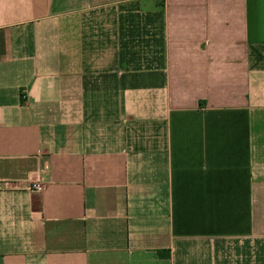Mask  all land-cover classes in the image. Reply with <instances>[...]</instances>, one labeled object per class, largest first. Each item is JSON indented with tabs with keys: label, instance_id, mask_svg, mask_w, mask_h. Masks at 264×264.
I'll use <instances>...</instances> for the list:
<instances>
[{
	"label": "crops",
	"instance_id": "0c3cea01",
	"mask_svg": "<svg viewBox=\"0 0 264 264\" xmlns=\"http://www.w3.org/2000/svg\"><path fill=\"white\" fill-rule=\"evenodd\" d=\"M0 264H264V0H0Z\"/></svg>",
	"mask_w": 264,
	"mask_h": 264
},
{
	"label": "built area",
	"instance_id": "2783aa9c",
	"mask_svg": "<svg viewBox=\"0 0 264 264\" xmlns=\"http://www.w3.org/2000/svg\"><path fill=\"white\" fill-rule=\"evenodd\" d=\"M49 170V168H46L45 170H43V173L47 172ZM44 186L42 183H38V184H34L33 186V190L37 191V192H41L43 191Z\"/></svg>",
	"mask_w": 264,
	"mask_h": 264
}]
</instances>
